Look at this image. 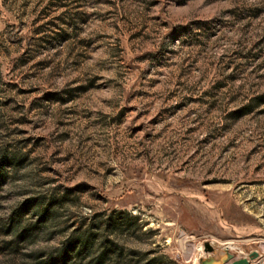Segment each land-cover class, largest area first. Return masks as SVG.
<instances>
[{
    "label": "rangeland",
    "instance_id": "obj_1",
    "mask_svg": "<svg viewBox=\"0 0 264 264\" xmlns=\"http://www.w3.org/2000/svg\"><path fill=\"white\" fill-rule=\"evenodd\" d=\"M261 249L264 0H0V264Z\"/></svg>",
    "mask_w": 264,
    "mask_h": 264
},
{
    "label": "water",
    "instance_id": "obj_2",
    "mask_svg": "<svg viewBox=\"0 0 264 264\" xmlns=\"http://www.w3.org/2000/svg\"><path fill=\"white\" fill-rule=\"evenodd\" d=\"M204 248L207 251L213 250V247L209 242L204 243ZM231 257L232 255L230 252H225L221 256L217 257L216 260L212 258L210 262H208V264H246L247 263V260L245 258L230 260Z\"/></svg>",
    "mask_w": 264,
    "mask_h": 264
},
{
    "label": "bare ground",
    "instance_id": "obj_3",
    "mask_svg": "<svg viewBox=\"0 0 264 264\" xmlns=\"http://www.w3.org/2000/svg\"><path fill=\"white\" fill-rule=\"evenodd\" d=\"M234 248L231 244H227V246H225V249H232ZM203 249V246L201 247V251ZM263 251V249L261 250H257V252H252L251 255L245 254V253H239V258H245L247 260L246 264H264V251L263 253H261ZM232 254V256H234V259L237 258V254H234L232 252H230ZM231 259V258H230Z\"/></svg>",
    "mask_w": 264,
    "mask_h": 264
},
{
    "label": "built area",
    "instance_id": "obj_4",
    "mask_svg": "<svg viewBox=\"0 0 264 264\" xmlns=\"http://www.w3.org/2000/svg\"><path fill=\"white\" fill-rule=\"evenodd\" d=\"M206 239H209V238H205V239H202V241H204V240H206ZM200 245H203V242H201V244ZM204 248V247H203Z\"/></svg>",
    "mask_w": 264,
    "mask_h": 264
}]
</instances>
